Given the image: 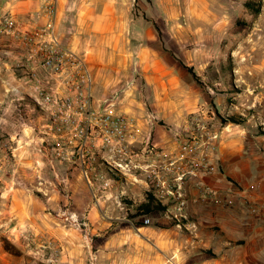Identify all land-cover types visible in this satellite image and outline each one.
I'll list each match as a JSON object with an SVG mask.
<instances>
[{"label":"crops","instance_id":"crops-1","mask_svg":"<svg viewBox=\"0 0 264 264\" xmlns=\"http://www.w3.org/2000/svg\"><path fill=\"white\" fill-rule=\"evenodd\" d=\"M121 2L115 9L110 0H59L58 33L65 46L86 59L95 106L100 108L103 101L118 95L119 108L137 120L132 148L133 161L140 169L134 173L143 175L148 165L172 155L175 143L163 122L180 124L196 108L198 99L182 97V83L173 74L172 65L166 63V56L143 54L135 59L130 55L131 45L136 46L144 37L155 41L156 33L150 25L141 28L135 19L125 22L134 0ZM38 6L37 0H0V17L8 16L26 29L35 27L44 22L35 17ZM108 13L123 15L116 17L110 29L101 24ZM12 32L0 38V49L8 53L0 61V73L10 77L7 95L11 103L25 96L22 73L17 75L13 66L26 52L19 36ZM38 70L48 75L44 69ZM137 70L139 77L133 75ZM140 78L145 82L147 101L138 87ZM258 87H264V80ZM172 88L176 89L175 98ZM1 100L2 94L0 104ZM21 106L27 105L14 104ZM260 106L264 112V102ZM25 116L1 128L10 138L0 140V158L10 150L26 159L21 162L20 180L8 177L0 185V238L6 237L23 252L20 258L12 256L1 243L0 257L9 256V264H88L92 252L96 264H264V135L243 129L221 140L217 171L211 175L200 173L198 180L231 196L233 203L225 202L226 197L214 200L203 194L198 199L193 180L187 184L190 199L185 223L179 228L165 214H151L149 224H144L143 216H134L137 207L147 201V189L145 184L132 183L129 176L125 181L114 178L111 185L105 186L104 179L94 173L93 186H89L78 159V145L65 146V159L56 160L58 169L68 176V197L53 188L48 195L39 194L38 187H31V169L42 159L41 138L46 137V122L36 110H28ZM46 138L55 143L50 136ZM87 141L95 152L105 153L99 140ZM152 144L162 150L153 152ZM65 207L87 228L66 222L61 217ZM95 236H105L98 249H93Z\"/></svg>","mask_w":264,"mask_h":264},{"label":"rangeland","instance_id":"rangeland-1","mask_svg":"<svg viewBox=\"0 0 264 264\" xmlns=\"http://www.w3.org/2000/svg\"><path fill=\"white\" fill-rule=\"evenodd\" d=\"M111 1L115 9L118 8V5H122L121 0ZM246 1L134 0L131 10L125 15V22L135 19L141 23V28L150 25L156 33L155 41L153 39L147 40L144 37L145 40H138L136 46L131 45L129 48L130 55L134 56L135 59H139V56L141 57L143 54H150L151 57L156 54L166 56V63L172 65L173 74L182 83V86H179L182 90V97L198 99L196 108L191 109L180 124L173 125L163 122L166 130L172 133L175 143L173 144L174 147L171 148L173 157L180 152L185 154L189 149H192L191 153L186 154L188 174L185 176L183 184L186 200L183 215L177 214L179 212L172 207L164 206L161 213L165 214L179 228L182 223H185V212L190 199L187 184L195 180L196 189L199 193L198 199L203 197L199 189L203 183L198 179L200 173L211 175L217 171L216 155L221 140L227 136L239 134L243 129L250 133L264 135V112L259 109L264 102V87H258L261 80L262 82L264 80V0H251L262 5L261 13L256 17L252 16L245 8ZM117 16L122 17L123 15L108 13L105 22L102 20L101 24L105 23L110 29L116 24ZM5 17L8 16L0 17V20ZM239 19L242 21L241 23L247 25L244 30H241L240 26H236ZM18 26L24 28L19 23ZM33 29L34 27H31L27 30L32 31ZM221 30L224 31L223 35L219 34ZM3 33L8 34L3 30L0 32V38ZM19 39L21 40V36ZM3 50L0 49L1 63L8 55ZM22 61L16 62L13 66L17 75L22 73L21 77L24 83L22 91L25 89V96L20 102L11 103L9 101L7 91L11 86L10 77L6 72L0 73V95L2 94L3 97L0 104V140L10 138L9 134L3 132L1 128L10 122L12 124L19 119H25L28 110H36L44 119L47 118L46 112L41 111L36 106L37 93L33 90L35 85L25 78L27 71ZM207 62H209L208 66L204 67ZM188 68L193 69L199 77L198 80L193 77ZM35 72L50 86L52 81L48 75H42L39 70H35ZM133 75L139 77L141 74L137 70ZM138 87L142 98L147 101L143 90L145 89L143 78H140ZM172 91V96L175 98L177 96L176 89L172 88ZM21 102H25L27 106L14 107V104ZM9 107L13 110L6 111L5 109ZM49 142L51 143V141ZM16 144L18 145V143ZM161 148L156 146L155 149L159 151L162 150ZM99 159L101 161V158ZM22 161H26V159L20 157L17 152L14 153L10 150L5 157L0 158V185H4L8 177H11V181L21 179ZM205 163L213 167L211 172H204L203 165ZM56 171L59 176L68 177L62 174L57 165ZM190 171H193L194 174H190ZM31 172L34 183L31 187L34 189L38 187L39 194L48 195L49 192L53 191L51 188L60 189L64 196L67 194L43 155L40 163H37ZM108 173L113 179L125 181L126 176L115 169L113 171L108 170ZM149 174V172H144L143 175L136 173V177L130 176L132 183L146 185V195L144 194L146 200L148 199L147 194H151L155 198L153 194L155 189L154 178L153 176L150 177ZM66 222L69 223L67 220ZM104 240L105 236H95L92 242L93 249H98ZM1 254L2 252H0V256ZM35 256L38 257L36 254ZM41 256L39 258L43 259L44 257ZM95 257L96 254H94V261H91L89 256L88 264H96L97 259ZM8 259H10L9 256L0 257V264H9ZM50 264L52 263L50 262Z\"/></svg>","mask_w":264,"mask_h":264},{"label":"built area","instance_id":"built-area-1","mask_svg":"<svg viewBox=\"0 0 264 264\" xmlns=\"http://www.w3.org/2000/svg\"><path fill=\"white\" fill-rule=\"evenodd\" d=\"M37 2L39 8L35 11V17L44 19L43 23H38L29 31L18 26L15 20L5 17L0 20V32L14 31V35L21 36L26 49L22 61L27 71L25 78L35 85L33 90L37 93L36 106L47 114L44 134L55 141L52 144L48 138H41L42 155L56 173L67 197L68 177H61L56 171V160L65 159V146L78 145V159L89 186H93L94 173L104 179L105 186L111 185L114 179L109 176L108 170L113 169L126 177H136L134 170L140 168L133 161L135 152L132 146L137 120L119 108L116 101L118 95L103 101L102 108L95 106L92 75L86 59L61 42L58 33L59 0ZM38 68L47 72L52 81L50 86L35 72ZM89 138L99 140L105 153L95 152L87 141ZM150 148L157 152L155 145L152 144ZM191 152L192 149H189L185 154L180 152L177 156L171 155L165 161L150 164L144 169V172H149V176L154 178L153 194L158 202L164 207L174 208L180 216L186 206L183 193L184 179L188 174L186 154ZM203 166L206 173L213 170L207 163ZM190 174L194 172L190 171ZM199 189L205 195L204 198L220 200L226 197L225 202L233 203L231 196H224V193L208 184H201ZM61 217L78 228L87 227L68 207L61 212ZM143 221L144 224L150 223L149 218H144ZM94 254L90 255L91 261H94ZM165 264L173 263L167 261Z\"/></svg>","mask_w":264,"mask_h":264},{"label":"trees","instance_id":"trees-1","mask_svg":"<svg viewBox=\"0 0 264 264\" xmlns=\"http://www.w3.org/2000/svg\"><path fill=\"white\" fill-rule=\"evenodd\" d=\"M261 3H257L251 0H247L245 2V8L250 12V14L254 17L258 16L261 13ZM242 21L239 19L236 22V26H240L241 30H244L247 25L245 23H241ZM249 26V25H248ZM157 31H159L158 27H156ZM191 74L195 79H199V77L196 75V73L193 71V69L188 68ZM147 201L145 203H142L139 205L136 209V214L138 216H150L151 214L154 213H162L164 210V207L158 202L156 198H154L151 194H147ZM1 242L4 251L9 253L12 256L15 257H22L23 252L14 244H12L6 237H1ZM44 264V263H41Z\"/></svg>","mask_w":264,"mask_h":264}]
</instances>
